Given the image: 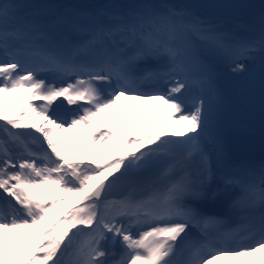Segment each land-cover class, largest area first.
I'll list each match as a JSON object with an SVG mask.
<instances>
[{
  "label": "snow or ice",
  "instance_id": "1",
  "mask_svg": "<svg viewBox=\"0 0 264 264\" xmlns=\"http://www.w3.org/2000/svg\"><path fill=\"white\" fill-rule=\"evenodd\" d=\"M19 19L17 0H0V264H264V170L224 178L240 190L229 205L240 213L236 227L197 207L213 175L204 142L220 144L215 74L202 66L206 95L184 99L192 35L240 74L241 60L264 52V32L229 45L192 8L146 3L90 14L72 25L78 41L53 48L42 25ZM196 157L193 176L185 169ZM162 159L167 182L146 185L142 173ZM217 159L226 160L222 149Z\"/></svg>",
  "mask_w": 264,
  "mask_h": 264
},
{
  "label": "rangeland",
  "instance_id": "2",
  "mask_svg": "<svg viewBox=\"0 0 264 264\" xmlns=\"http://www.w3.org/2000/svg\"><path fill=\"white\" fill-rule=\"evenodd\" d=\"M63 6H67L69 4L74 3V0H55ZM154 1V0H151ZM158 1V0H155ZM166 4H173L176 1L174 0H159ZM264 3V0H263ZM38 24L41 23V19L38 18ZM251 28L249 32H244V36L240 35V39H245L246 41L258 40L261 36V33L264 32V25L257 21H254L250 24ZM253 32V33H252ZM50 35V33H49ZM191 44L193 45L194 55L188 61V71L190 70H198V74H202V66H208L215 74V86L219 90V93L223 96L224 103L219 112L215 127L212 129L213 133L218 136L220 144L215 145L208 143L206 140L204 142V148L209 154L211 160V170L216 174L218 172H223L227 168L233 165H243L247 162L251 161H264V156H247L245 158L240 159L238 162L232 161V159L228 156L226 149V136L232 133H245V132H258L264 136V52H257L255 54L254 59L250 60H241L240 62L246 65V71L240 74H233L229 68V60L226 56L217 49L214 45L204 44L201 42L193 41L190 39ZM242 41V40H240ZM74 41L71 39L70 43ZM229 45H234V43H228ZM0 59H3L0 56ZM146 66L150 65H140V69H143ZM207 68V67H206ZM190 72H187L189 74ZM41 78L46 79L48 81L53 80V76L48 73H42ZM197 79L196 81H199ZM229 83L230 89L226 90L224 88V84ZM188 81V88L185 92L184 96H187V92H193L190 89ZM146 85H142V91H147ZM198 89V93L195 95H206V90L202 91L199 87V83L195 84ZM166 85H163L162 90H166ZM122 103H133L128 101H121ZM58 104L61 105L62 110H67L69 107L63 101H57ZM120 103V102H118ZM151 108H161L159 105H149ZM163 122L165 124H171L172 120H169L166 116L163 118ZM103 116L97 118V123H103ZM241 128L243 130L241 131ZM34 136H39L38 133L32 132ZM3 134L0 133V136ZM42 140V137L40 138ZM33 150L40 151L42 147L46 148V145H31ZM218 149H222L226 154V160L224 162H220L217 159ZM184 153L182 150H177L175 153V159L182 160ZM250 157V158H249ZM256 160H254V159ZM75 159V157H73ZM168 163L167 159H162L158 161L152 168L146 170L142 173L141 181L146 185L150 184L152 181H158V187H163L167 182L165 179L160 178L161 171L166 167ZM194 168H200V159L198 157L192 159L189 163ZM264 164V163H262ZM261 165V164H260ZM228 187V186H225ZM232 187V186H231ZM233 188V187H232ZM222 190H224L222 188ZM240 193V191H239ZM48 195H63L62 193L56 194L48 192ZM124 194L123 192L115 191L112 193L114 197H120ZM3 197L0 196V199ZM67 199L74 200L75 197L68 196ZM228 207V205H227ZM229 208V207H228ZM227 210V208H225ZM233 211H236L232 209ZM207 212V211H206ZM229 212V209H228ZM223 221V220H222ZM87 231V229H85ZM197 235V233L195 234ZM118 251V249H117ZM65 259H70L69 256H66Z\"/></svg>",
  "mask_w": 264,
  "mask_h": 264
},
{
  "label": "trees",
  "instance_id": "3",
  "mask_svg": "<svg viewBox=\"0 0 264 264\" xmlns=\"http://www.w3.org/2000/svg\"><path fill=\"white\" fill-rule=\"evenodd\" d=\"M17 3L20 6V19L17 23L23 24L25 20H35L37 22L38 18H40L41 25L52 37L49 46L53 48H58L61 43L70 44L71 39L74 42L78 41L81 37L72 30V25H87L89 23L88 16L90 14H95L102 10L127 12L146 3L155 6H163L166 4L159 0H77L67 6H63L60 3L58 4V2L53 3L48 0H17ZM175 7L179 8L178 6ZM262 15H264L263 0H248L245 6V16L241 24L233 25L226 23L217 25L209 21L207 22L213 25L217 32L225 34L227 43H234V45H236L247 42L244 38L240 39L239 36H244V32H249V30L252 29L250 26L252 22L257 21L261 23ZM103 19H105L106 22V18ZM190 39L213 46L212 43L197 35H192Z\"/></svg>",
  "mask_w": 264,
  "mask_h": 264
},
{
  "label": "bare ground",
  "instance_id": "4",
  "mask_svg": "<svg viewBox=\"0 0 264 264\" xmlns=\"http://www.w3.org/2000/svg\"><path fill=\"white\" fill-rule=\"evenodd\" d=\"M67 1V0H64ZM176 2H184L183 0H174ZM186 2V1H185ZM206 12V11H205ZM208 16V15H207ZM208 68V66H206ZM190 72L189 74H187L188 76V81H189V86L190 89L193 90L192 94L187 92V96H184V99L186 101V103H188L190 105L191 99L193 97H195L196 93H198V89L196 88L195 84H198V81H196L197 79L201 78L202 74H198V70H190L188 71ZM139 74V73H138ZM161 86V90H162ZM141 90L142 86H141ZM221 94V93H220ZM81 103V102H78ZM120 103H122L120 101ZM67 110H70V108L68 107ZM172 124V123H171ZM177 127H181L179 125H177ZM243 130V128H241V131ZM236 151V150H235ZM251 155H255L261 158V156H264V146H259V147H253L252 149H248L246 150V152H238L235 156L237 160H240L242 158H245L247 156H251ZM250 158V157H249ZM254 159V158H252ZM256 160V159H254ZM264 161H251V162H247L243 165L237 166V165H233L229 168H227L225 171L223 172H218V173H213L212 175V179L211 181L207 184L206 186V196L203 200L199 201L197 203V207H199L200 209H204L203 211H208L209 215L212 216H218V211L222 208H226V206L230 205V202L238 197L240 195L239 193V188L238 187H234V186H228L225 187L224 184V178L225 177H240L243 179H256L259 177L260 173L262 170H264ZM261 164V165H260ZM187 172L191 173L193 176H197L198 174V169L194 168L192 165L188 164L187 168L185 169ZM222 188L224 190H222ZM229 212L228 213H232V209H230V207L228 208ZM233 218L236 219L238 221V224L240 223V213L238 211H233ZM196 234V231L193 230L191 233V236L193 238H198Z\"/></svg>",
  "mask_w": 264,
  "mask_h": 264
},
{
  "label": "water",
  "instance_id": "5",
  "mask_svg": "<svg viewBox=\"0 0 264 264\" xmlns=\"http://www.w3.org/2000/svg\"><path fill=\"white\" fill-rule=\"evenodd\" d=\"M37 1H44V0H37ZM48 1L57 3L55 2V0L54 1L48 0ZM183 1L184 2H175L173 4L169 3L168 5L178 6L179 8L190 7L202 19L215 23L217 25H223L226 23L233 25L241 24L245 16V6L248 2V0H183ZM224 88L226 90H229L230 89L229 83L224 84ZM225 140H226L227 152L229 156L234 160H237L235 155L238 152H246V150L248 149L250 150L253 147L264 146V136L258 132H245V133L240 132L235 134H228ZM119 190L122 192L125 191L123 186L117 188L115 191H119Z\"/></svg>",
  "mask_w": 264,
  "mask_h": 264
}]
</instances>
